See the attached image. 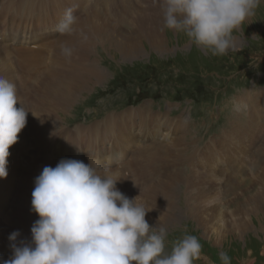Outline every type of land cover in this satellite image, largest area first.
<instances>
[{
  "label": "rangeland",
  "instance_id": "obj_1",
  "mask_svg": "<svg viewBox=\"0 0 264 264\" xmlns=\"http://www.w3.org/2000/svg\"><path fill=\"white\" fill-rule=\"evenodd\" d=\"M5 1L0 0V33H6L8 40L5 35L1 36L0 63L7 62L0 67V77L14 81L20 97L16 107H24L28 114L18 141L9 148L8 175L0 178V223L6 225L9 219L15 221L12 209L18 208L17 202L23 193L26 199H32V192L27 190H34L39 175L29 174L28 166L34 160L44 164L41 158L45 153L54 157L56 148L63 158H68L64 156L65 151H72L71 142L74 141L87 152L83 154L86 158L93 157L100 174L105 170L113 172L120 179L117 186L123 187L122 193L130 199L137 197L136 203L151 209L152 214L146 218L150 226H163L168 230L166 252L171 251L174 241L191 234L202 245V257L194 264H221V252L228 254L231 264H264V2L234 33L235 50L225 56H212L198 49L183 33L162 30L163 15L157 0H138L137 10L133 13L129 12L130 0L124 3L127 7L117 5L127 0H76L72 6L77 8L74 14L81 15L76 30L89 26V21L82 22L88 17L92 19L93 13L99 11L100 19L108 23V34L113 38L108 44L91 50L87 55L88 62H85L88 64L93 60L94 67L103 70L102 78L95 80L91 91L81 95L70 109L55 118L54 128L50 125L41 128L31 125L32 119L36 120L35 116L42 111L32 108L33 105L39 108L41 104L40 95H32L33 91L49 81L51 71H76L78 55L71 60L64 59L60 52L63 36L52 26L54 21H47L48 17H56L55 7L60 9L61 3L49 4L45 8L49 14L43 19L37 16L21 21L16 14L22 7L17 6L9 17L2 12ZM144 1L149 2L148 5ZM108 11L111 14H103ZM142 14L153 19L150 22L142 20L139 18ZM18 26L19 31L25 32L26 40L22 38L24 34L15 32ZM46 27L49 30L42 31ZM49 31L55 34L47 38ZM14 34L17 39H11ZM86 34L81 32L78 38L86 41ZM100 37H104L101 32ZM53 39L55 44H50ZM114 39L126 40L125 46L131 44L141 53L136 56L122 54L112 44ZM64 75L69 77L70 74ZM55 80L53 77V82ZM237 104L245 107L237 111ZM146 105L151 115L141 119V127L140 124L131 126L128 122L131 110L138 111L132 119L139 120ZM45 107H48L47 103L41 108ZM113 116L119 119L118 126L112 127L114 136L103 122ZM123 116L127 125L120 120ZM91 124L93 127L87 129ZM62 126L67 127L69 135L77 126L87 130L81 132L82 138L74 140L62 133L63 128L59 130ZM128 130L132 132L131 137ZM52 131H56L58 138L46 147ZM90 134L99 136L90 139ZM126 136L132 139L129 145ZM137 140L139 142H135ZM114 143H117L116 149L122 148L125 152L121 160L117 155L119 164L112 155ZM143 147L159 152L145 159L150 164L146 170L139 169L133 157ZM186 147L189 149L185 150ZM105 150L109 157L106 156V160L110 163L99 167V161L105 160L104 155L96 161L94 158ZM76 151L71 159L77 160L81 154L79 149ZM169 157H181V160L177 164L168 160ZM84 162L89 164L91 159ZM131 162L136 164L137 170L131 167ZM158 162L160 168L157 170L163 173L153 174ZM166 166L172 167L169 173L181 171L184 180L180 182L175 176L168 177ZM154 175L158 176L156 180H167V183L154 184ZM10 231L21 230L15 227ZM11 243L9 239L4 241L5 260L12 257Z\"/></svg>",
  "mask_w": 264,
  "mask_h": 264
},
{
  "label": "clouds",
  "instance_id": "obj_2",
  "mask_svg": "<svg viewBox=\"0 0 264 264\" xmlns=\"http://www.w3.org/2000/svg\"><path fill=\"white\" fill-rule=\"evenodd\" d=\"M163 28L183 33L198 49L212 56L235 50L234 33L256 13L264 0H157ZM74 7L65 10L56 25L61 35L76 31ZM73 49L62 46L71 60ZM16 85L0 77V178L8 175L9 148L26 126L28 111L17 108ZM241 104L236 105L240 111ZM34 114V113H33ZM35 115V114H34ZM109 170L97 171L93 160L64 158L45 166L35 179L32 211L38 214L31 228V243H16L19 231L9 235L12 257L3 264H194L202 257L195 235L185 234L166 252L168 230L150 226L147 212L136 198L117 187ZM185 233L187 230L185 229ZM221 264H231L227 253Z\"/></svg>",
  "mask_w": 264,
  "mask_h": 264
},
{
  "label": "bare ground",
  "instance_id": "obj_3",
  "mask_svg": "<svg viewBox=\"0 0 264 264\" xmlns=\"http://www.w3.org/2000/svg\"><path fill=\"white\" fill-rule=\"evenodd\" d=\"M118 1V0H117ZM131 2L133 0H130ZM138 0H134L132 3L130 2V8H129V12H135L137 9H136V2ZM140 1V0H139ZM147 1V0H146ZM77 1L76 0H65L63 2V0H6L4 5H3V11L4 14L6 12V15L9 17L11 16L12 17V11L14 9H16L17 6H21L22 8L18 11V13L16 14V18L20 19L21 21L25 18L27 19H31L33 17H39L41 19H43V17H45L47 14H49L45 8L49 5V4H53L54 6L61 3L62 4V7L59 9L55 7V14H56V17L55 18H51V17H48V20L47 21H54L52 22V26L53 27H56V25L58 24V21L63 17L64 13H65V10L72 7L73 5H75ZM104 2V1H103ZM125 2H128L127 1H123V3H120V4H117V5H122L124 7H127L128 5L124 4ZM145 2V1H144ZM100 3V2H99ZM105 3V2H104ZM117 3V2H116ZM129 3V2H128ZM140 3V2H139ZM142 3V2H141ZM140 3V5H141ZM149 2H145V4L148 5ZM113 6V5H112ZM115 6V5H114ZM103 7V6H102ZM76 11L77 8H74ZM101 10V9H100ZM91 12V10L88 11V13ZM87 13V14H88ZM103 13V12H102ZM86 14V13H85ZM105 15H108V14H111L108 12H105L103 13ZM24 15H27L28 17H23ZM77 15V14H76ZM101 13L99 11H96L93 13V18L90 19L89 17L86 18L83 22H87L89 21L90 22V25L85 27L84 29L82 30H76L72 35H62L63 36V43L61 41V46H64V45H67L69 47H71L74 51H73V58L78 55V60H77V63L75 64L77 66V70L76 71H67L65 69H62L61 72H54V71H51L49 75V81L47 80L45 83H42L40 85H38L35 90L33 91L32 95H35L36 93L40 95L41 97V104L39 106V108H36L34 105H33V109H36V111L38 110H42L40 112V114H38L37 116H35V118H37L36 120L32 117L31 119L34 121L31 122V125L35 126V127H41L43 128L42 125H50L54 128V124H57L55 118L56 117H59L61 114V112H64L65 110L67 111V109L72 106L76 101L80 100L79 98L81 97V95L83 94H87V91L92 89L93 88V82L95 80H99L101 79V75L103 73V70L98 68V67H94V61L93 60H90L89 62L91 63H85V62H88V59H87V55H89L90 51L91 50H94L96 49V47L98 48V46H102L103 44H108L109 43V40H111L113 37H111V35L108 34V30H109V26H108V23L104 20V19H100L101 17ZM5 16V17H7ZM83 18V17H82ZM140 19L142 20H145V21H151L153 19V17H149V16H146V15H141L139 16ZM56 19V20H55ZM78 21H81V15L77 17V22ZM77 25H80V23H77ZM21 28L20 26L17 27V29L15 30V32L19 31ZM115 29V28H114ZM123 29V28H122ZM45 30L48 31L49 28H44L42 29V31ZM112 31V30H111ZM81 32H86L87 34V40L84 41L82 39H79L78 38V34H80ZM100 32L103 34L104 37H100ZM19 34H24L22 35V38L24 39L25 38V32L24 31H19L18 32ZM53 34L55 33H51L49 31L48 33V36L47 38L51 37ZM5 35V38L8 37V35L5 34H1L0 33V39L2 40V37ZM40 35V34H39ZM28 37V36H27ZM17 39V34H14L13 37H11V39ZM8 40V38H7ZM26 40V39H24ZM82 40V41H80ZM94 41H98V42H94ZM23 42V41H22ZM50 44H55V40H51ZM112 44L114 46H117L121 53L124 54V55H129V56H132V55H135V54H140L141 52L136 50L135 48H133V46L131 44H128L127 46H125L126 44V40H116L114 39L112 41ZM5 46V45H3ZM14 48V47H13ZM18 48V47H17ZM23 48V47H22ZM51 49V48H50ZM49 49V50H50ZM18 50V49H16ZM21 50V49H20ZM27 50V49H25ZM32 52V51H31ZM61 52V50H60ZM21 54V52H20ZM33 54V53H32ZM24 55V54H22ZM30 56V55H29ZM32 56V55H31ZM60 56V55H59ZM136 56V55H135ZM26 57V56H25ZM32 57H35V56H32ZM56 57V56H55ZM64 57V56H63ZM2 59V58H1ZM65 59V57H64ZM12 60V59H10ZM23 60V58H22ZM25 60V58H24ZM1 61V60H0ZM4 61V60H3ZM15 61V60H14ZM7 62V61H5ZM0 63V67L5 63ZM16 62V61H15ZM32 63V62H31ZM7 64V63H6ZM45 64V63H44ZM38 65V64H37ZM82 65V66H81ZM6 66H9V65H6ZM10 67V66H9ZM12 67V66H11ZM32 67V66H31ZM87 67V68H86ZM7 68V67H6ZM3 69V68H2ZM5 69V68H4ZM3 69V70H4ZM8 69V68H7ZM13 69V68H12ZM5 71V70H4ZM9 71V70H8ZM7 71V72H8ZM45 71V70H44ZM50 71V70H49ZM13 71L11 70V73ZM1 73V72H0ZM6 73V72H5ZM10 73V74H11ZM64 73H69V77L65 76ZM8 74V73H6ZM9 74V75H10ZM15 75V74H13ZM12 75V76H13ZM11 76V77H12ZM16 76V75H15ZM9 77V78H11ZM41 77V76H40ZM46 76L44 75L43 78H45ZM53 77L56 78L55 82H53ZM47 78V77H46ZM45 78V79H46ZM8 79V77H7ZM15 80V78H12ZM61 79V80H59ZM14 82V81H12ZM34 83V82H33ZM18 85V84H17ZM25 87V86H23ZM95 88V87H94ZM26 89V88H25ZM18 91V90H17ZM91 91V90H90ZM45 93V95H44ZM19 94V92H18ZM18 96V95H17ZM32 97V96H31ZM20 98V97H19ZM29 99V98H28ZM20 101V99H19ZM22 101V100H21ZM18 103V102H17ZM47 103L48 104V107H45V108H41L43 106V104ZM145 104V103H144ZM28 105V104H27ZM21 106V105H20ZM146 109L145 108H141L139 107V109H145V111H142V116H139V120L137 119H132V117H135V113L134 112H138L137 110L133 109L131 110L132 111V116L131 118L128 120V122L130 123L131 126H134L136 124H140V127H141V119H143L144 117L148 116V115H151L148 113V111H150V108L149 106L146 105ZM19 108V107H18ZM32 108L29 109L32 111ZM70 109V108H69ZM26 110V109H25ZM35 111V110H34ZM114 113V112H113ZM122 114V113H121ZM34 115V114H33ZM116 115V114H114ZM120 115V114H119ZM158 118V117H157ZM168 118V117H167ZM58 119V118H57ZM119 120V119H118ZM118 120L116 117H109V118H106V120L104 119L103 122L106 123V126H109L110 127V131L112 133V136H114V129L113 128H116L118 126ZM120 120H122L125 124H126V118L125 116L121 117ZM145 122V121H144ZM162 122V121H161ZM99 124V123H98ZM127 125V124H126ZM144 125V124H143ZM66 126V125H64ZM64 126L60 127L59 130L61 128L62 129V133L65 135V136H68L70 139H74L76 140L77 138H82V133L83 131L85 132L87 129L93 127L92 124L91 126H88L87 129H83L81 128L80 126H77L75 128V131H72V134L69 135L68 133V130L66 129L67 127L64 128ZM113 127V128H112ZM101 127H99L100 129ZM49 129V128H48ZM93 129V128H92ZM38 130V129H37ZM141 129H139L140 131ZM43 131V130H42ZM91 131V130H90ZM98 131V130H97ZM158 131H160L158 129ZM41 132V131H40ZM82 132V133H81ZM128 132V136L131 137L130 134H132V132L130 130L127 131ZM143 132V131H142ZM185 132V131H184ZM195 133V132H194ZM98 137L99 135H94V134H90V139L92 137ZM41 137V136H40ZM43 137V136H42ZM45 137V136H44ZM55 138H58V135L56 134V131H52L49 135V139L46 141V147L49 146V144L55 139ZM195 139V138H194ZM120 140V139H119ZM132 140L130 138H127L126 136V142H128V145H129V141ZM134 140V139H133ZM144 140V138L142 140H140L141 142ZM179 140V139H178ZM191 140V139H190ZM59 140H57L58 142ZM89 141V140H88ZM93 141V140H92ZM91 142V141H90ZM135 142H139L138 140L135 141ZM172 142V141H171ZM80 144V143H79ZM78 144V145H79ZM100 144L104 145L103 142H101ZM133 144V143H132ZM117 143H114L112 146V155H113V158H115V160L118 162L119 159L123 158L125 156V152L122 150V148L120 149H116V146ZM157 145V144H156ZM67 146V145H66ZM65 146V147H66ZM68 147V146H67ZM97 147V145H96ZM95 147V148H96ZM17 148V147H16ZM57 149H55V156L52 157L51 155H47V153H45V157L43 156V158H41L44 162V164H41V163H38L40 161H35L32 162L29 166H28V172L29 174L33 175V176H36V175H40V173L42 172L43 168L45 166H51V167H55L58 163H59V159H64L61 154L59 152H57ZM76 149L78 150L79 149V152H81V154H79L76 158L77 160H81V161H85L86 159H93V157H91V155L88 156V158H86L83 154L87 153L84 149H80L79 146H76L75 142L72 141L71 142V152H66L65 151V155L66 157L68 158H72V156H74L78 151H76ZM174 149V148H173ZM189 149V147H186L185 150ZM138 150V149H137ZM136 150V151H137ZM184 150L183 153H186ZM44 151V149H43ZM76 151V152H75ZM135 151V152H136ZM183 151V150H182ZM182 151L179 152L182 154ZM107 151L105 150L100 156H97L94 158V161H96L97 158L99 157H102V155H104V159L105 160H101L99 161L98 163V166H102L104 163L109 162V160L107 161L106 160V156H107V159L109 158L108 155H105ZM134 152V153H135ZM175 152V151H174ZM90 153V152H89ZM169 153V152H168ZM69 154V155H67ZM93 154V153H92ZM157 154H159V152H155V150L153 149H149L148 147H143V150H141V152H136L133 157L137 160V165L139 167V169L141 170H146V168L150 167V164H147L146 163V160L145 159H148V158H152L153 156H156ZM165 154V153H163ZM178 154V153H176ZM175 154V155H176ZM189 154V153H188ZM117 155H118V158H117ZM179 155V154H178ZM177 155V156H178ZM46 156H49L46 157ZM143 156V157H142ZM152 156V157H151ZM189 156V155H188ZM162 157V156H160ZM179 157V156H178ZM178 157H175V158H172V157H169L168 160L171 159V161H176V163L178 164L181 160V157L178 158ZM140 158V159H139ZM120 159V160H121ZM155 159V158H154ZM167 159V158H166ZM39 160V159H38ZM48 160V162H47ZM151 161V159H149V162ZM120 162V161H119ZM118 162V164H119ZM46 163V164H45ZM56 165H50V164H55ZM85 163V162H84ZM114 163V162H113ZM37 164H38V167H37ZM136 164L132 163L131 162V167H135V170H137L136 168ZM160 162L156 163L155 164V168H154V171H153V174H157V172H161L163 173V171H159L157 169L160 168ZM97 166V164H95ZM165 165H166V162H165ZM170 165V164H169ZM108 166V165H107ZM129 166V164H128ZM180 167V165H178ZM98 167V168H99ZM167 167V166H166ZM175 168V167H174ZM121 168H119L118 170H120ZM125 169L126 166H125ZM172 167H167V169L165 170L166 174H168V177L170 176H175L180 182H182L184 180V176L181 175V171H175L174 173H169V170H171ZM111 170V169H110ZM129 170V169H128ZM157 170V171H156ZM121 171V170H120ZM173 171V170H172ZM117 172V171H116ZM132 172V171H131ZM113 173V172H112ZM143 173V172H142ZM116 174V173H115ZM120 174V173H119ZM133 174V173H132ZM144 174V173H143ZM165 174V173H164ZM122 175V174H120ZM126 176V174H125ZM157 175H154V178L152 179V182L154 184H157L158 186L159 185H164L167 183V180H156L155 178ZM130 177V176H129ZM166 177V179L168 178ZM181 177H182V180H181ZM118 178V177H117ZM123 178V177H122ZM156 180V182L154 181ZM186 181V180H185ZM212 181V180H211ZM218 181V180H217ZM120 182V181H119ZM16 183V182H15ZM124 183V182H123ZM121 184V183H120ZM188 184V183H187ZM26 185V184H25ZM24 186V185H23ZM34 186V185H33ZM189 186V185H188ZM187 186V187H188ZM15 187V186H14ZM116 187L118 188V186L116 185ZM26 188V186H25ZM120 191L123 190V187L121 188H118ZM27 191H30V192H33L32 188L30 190H27ZM154 191V189H153ZM152 191V192H153ZM24 192V191H23ZM16 193V192H15ZM18 194V193H17ZM185 195V192L183 193ZM187 196V195H186ZM255 196V195H254ZM184 197V196H183ZM174 198V197H172ZM196 198V197H195ZM256 198V197H255ZM183 199V198H182ZM200 199V198H199ZM173 200V199H172ZM186 200V199H185ZM189 200V199H188ZM31 201L32 199H26V194H22L20 196V200L18 203V208H14L12 209V213L14 214L15 216V221H11L9 219V221L7 220L6 221V225L4 224H1L0 223V264H3V261L5 260V257L3 255V248H4V241L9 239V235L13 232V231H10L9 232V229L11 228H18L19 230V233L20 235L17 237L19 239L18 240V244L23 242V243H31V228L34 224V222L36 220L39 219L38 217V214L35 213L34 211H32V204H31ZM203 202V200H201ZM201 202V203H202ZM174 203V202H173ZM14 204V203H13ZM214 204V203H212ZM173 205V204H172ZM143 207L146 206V205H142ZM156 206V205H155ZM17 207V206H16ZM199 207V206H198ZM157 208V207H156ZM161 208V207H160ZM173 208V207H172ZM149 209V208H148ZM162 209V208H161ZM199 209V208H198ZM211 209V208H210ZM154 210V209H153ZM150 211V210H149ZM157 211L159 212V210L157 209ZM156 211V212H157ZM155 212V211H154ZM163 212V211H162ZM169 212V211H168ZM190 212V211H189ZM192 212V211H191ZM202 212V211H201ZM6 213V212H5ZM11 213V212H10ZM150 214H152V212H147V215L145 218H149ZM155 214V213H154ZM208 215V214H207ZM13 216V217H14ZM152 216V215H151ZM157 218V217H156ZM161 218V216H160ZM169 218V217H168ZM12 219V218H11ZM167 219V218H166ZM14 220V219H13ZM148 220V219H147ZM159 220V218H158ZM168 220V219H167ZM9 225V228H6L7 226ZM2 227H4V230L1 229ZM7 249V248H6ZM11 249V248H10ZM5 253V251H4ZM10 254V253H9ZM13 254V253H11Z\"/></svg>",
  "mask_w": 264,
  "mask_h": 264
}]
</instances>
